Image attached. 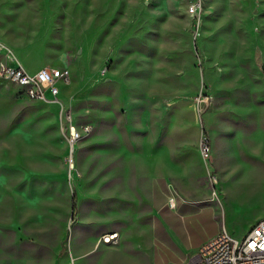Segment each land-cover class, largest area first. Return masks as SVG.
<instances>
[{
	"label": "rangeland",
	"instance_id": "1",
	"mask_svg": "<svg viewBox=\"0 0 264 264\" xmlns=\"http://www.w3.org/2000/svg\"><path fill=\"white\" fill-rule=\"evenodd\" d=\"M189 3L0 0V64L69 69L60 101L74 125L92 126L71 170L59 106L28 100L0 74V204L43 216L56 264H178L149 183L117 162L129 106H148L162 138L177 125L184 142L198 139L203 171L177 186L213 203L183 220L190 235L178 243L193 247L190 259L222 229L242 239L264 218V0H202L197 17Z\"/></svg>",
	"mask_w": 264,
	"mask_h": 264
},
{
	"label": "crops",
	"instance_id": "2",
	"mask_svg": "<svg viewBox=\"0 0 264 264\" xmlns=\"http://www.w3.org/2000/svg\"><path fill=\"white\" fill-rule=\"evenodd\" d=\"M20 64L23 66L22 63ZM172 98L169 96V99ZM156 101V98L153 99L154 103ZM136 116L137 121L133 119ZM150 116L151 111L148 106L138 110L129 106L120 134L122 148L118 151L121 152V159L120 161L113 159V162H120L122 171L129 180L137 181L139 185L149 183L152 210L157 217L164 220L166 225L164 228L160 221H157L156 226L160 225L159 237L176 252L178 264H186L191 260L190 249L193 247L181 248L178 243L190 235L183 220L190 219L198 213H205L202 206H207L213 201L205 202L199 197L193 198L186 191L178 188L177 183L178 180H182L181 178L187 180L190 172L197 170L196 165L203 171L205 163L197 148V138L191 142H184L187 139L186 135L178 134L175 129L177 125L162 138L157 131L149 130L147 119ZM152 137L154 140L159 139L160 144L157 146L155 143L153 149H148L147 141ZM186 145L192 153L187 160H183L178 157L179 152H182L179 149L184 150ZM193 162L197 163L192 164ZM217 195L219 197L218 193ZM26 208L23 205L12 206V211L7 213L2 210L0 204V264H56V258L52 261L49 258L47 237L49 226L44 223L41 214L27 212Z\"/></svg>",
	"mask_w": 264,
	"mask_h": 264
},
{
	"label": "built area",
	"instance_id": "3",
	"mask_svg": "<svg viewBox=\"0 0 264 264\" xmlns=\"http://www.w3.org/2000/svg\"><path fill=\"white\" fill-rule=\"evenodd\" d=\"M201 8L202 0H190L187 13L197 17ZM0 74L13 82L28 100L59 106L61 120L67 123L65 138L69 147L68 165L71 170L74 169L76 145L91 133L92 126L74 125L72 115H68V109L60 101V84L66 85L70 81V70L42 68L31 74L20 63L11 60L0 64ZM202 152L207 157L209 147L203 146ZM186 264H264V218L257 221L242 239H236L226 229H222L205 242L198 254Z\"/></svg>",
	"mask_w": 264,
	"mask_h": 264
},
{
	"label": "bare ground",
	"instance_id": "4",
	"mask_svg": "<svg viewBox=\"0 0 264 264\" xmlns=\"http://www.w3.org/2000/svg\"><path fill=\"white\" fill-rule=\"evenodd\" d=\"M117 237H118L117 234L115 236L114 235H109L108 237H106L105 242H109L110 243Z\"/></svg>",
	"mask_w": 264,
	"mask_h": 264
}]
</instances>
